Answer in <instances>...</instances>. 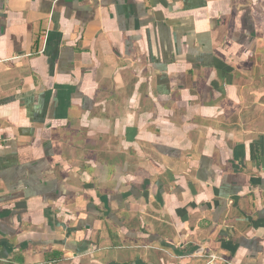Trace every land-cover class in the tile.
<instances>
[{
  "label": "crops",
  "instance_id": "crops-1",
  "mask_svg": "<svg viewBox=\"0 0 264 264\" xmlns=\"http://www.w3.org/2000/svg\"><path fill=\"white\" fill-rule=\"evenodd\" d=\"M0 264H264V0H0Z\"/></svg>",
  "mask_w": 264,
  "mask_h": 264
},
{
  "label": "built area",
  "instance_id": "built-area-1",
  "mask_svg": "<svg viewBox=\"0 0 264 264\" xmlns=\"http://www.w3.org/2000/svg\"><path fill=\"white\" fill-rule=\"evenodd\" d=\"M209 259H210V261L212 262V261H215V260H217V259H219V258H217L216 256H212V255H210V256H209Z\"/></svg>",
  "mask_w": 264,
  "mask_h": 264
}]
</instances>
